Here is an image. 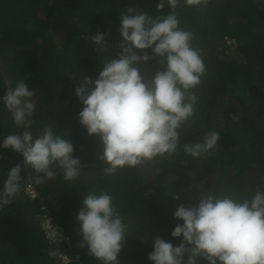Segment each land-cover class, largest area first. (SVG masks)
<instances>
[{
  "label": "trees",
  "instance_id": "16d2710c",
  "mask_svg": "<svg viewBox=\"0 0 264 264\" xmlns=\"http://www.w3.org/2000/svg\"><path fill=\"white\" fill-rule=\"evenodd\" d=\"M158 2L0 0V95L23 79L36 92L29 130L39 135L52 124L71 139L73 155L82 164L75 180L66 181L58 170L54 180L35 184V173L22 163L23 157L0 148V186L11 167L23 166L21 191L0 211V264H101L88 255L86 245L80 247L76 219L84 196L92 192H110L124 217L128 235L119 264H150L156 236L180 243L171 236L182 223L173 216L179 205H195L208 193L250 197L264 191V0H207L194 7L181 0L175 9L179 26L193 33L192 47L206 67L200 84L191 89L198 97L194 114L181 127L175 153L105 174L103 144L79 123L83 105L75 88L86 76L95 80L104 61L116 55L121 13L167 15L169 6L158 10ZM97 32L107 34L106 48L91 42L90 35ZM136 66L147 81L165 65L153 56ZM22 131L0 103V140ZM213 131L220 136L213 149L198 158L183 151L185 143H203ZM29 176L37 200L24 190ZM45 214L69 236L61 240L55 257L49 256L56 246L45 238Z\"/></svg>",
  "mask_w": 264,
  "mask_h": 264
},
{
  "label": "clouds",
  "instance_id": "9594fccd",
  "mask_svg": "<svg viewBox=\"0 0 264 264\" xmlns=\"http://www.w3.org/2000/svg\"><path fill=\"white\" fill-rule=\"evenodd\" d=\"M206 2L183 0L188 7ZM180 3L181 0H159L158 10L165 5L171 9L164 16L121 13V40L115 45L116 55L104 61L95 80L86 76L75 88L83 105L79 123L88 135L100 137V159L108 165L106 175L175 153L181 127L194 114L198 97L191 89L200 84L206 67L192 47L193 33L179 26L175 9ZM106 35H90L91 42L106 48ZM147 49H151V55ZM153 56L161 57L165 66L146 81L136 65ZM35 96L23 79L0 95V103L11 113L15 125L23 129L0 140V148H10L23 157L22 163L35 173V184L54 180L58 170L66 181L75 180L82 164L73 155L71 139L59 134L52 124L39 135L29 130V120L36 110ZM219 139V133L213 131L203 143H185L183 151L198 158L213 149ZM22 170L21 163L8 170L0 186V211L21 191ZM29 180L33 181L32 177ZM173 216L182 221L171 232L173 238H180V243L175 245L156 236L148 254L150 264H200V260L206 264H264V191L257 190L250 197L202 194L195 205H179ZM76 219L82 235L80 247L86 245L88 255L101 264H119L128 229L113 204L112 194L101 191L85 195ZM43 229L45 238L56 246L49 251V256L55 257L61 232L49 217ZM63 240H69V236L66 234ZM63 258L69 261L65 255Z\"/></svg>",
  "mask_w": 264,
  "mask_h": 264
},
{
  "label": "built area",
  "instance_id": "2783aa9c",
  "mask_svg": "<svg viewBox=\"0 0 264 264\" xmlns=\"http://www.w3.org/2000/svg\"><path fill=\"white\" fill-rule=\"evenodd\" d=\"M32 182H33L32 180H29V182L26 184L24 190H25L27 196L31 200H37L39 198V194H38V192H37V190H36V188H35V186H34V184ZM29 185H31V187H29ZM32 193H35L34 197L32 196ZM44 208H45V205L43 206V209ZM47 217H49L51 219L53 225L58 227V229L60 230V232H61V240L65 239L66 238V234H65L64 229L62 227H60L59 225H57L48 214L44 215V223L47 220Z\"/></svg>",
  "mask_w": 264,
  "mask_h": 264
}]
</instances>
